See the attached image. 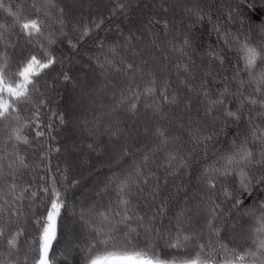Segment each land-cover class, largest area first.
<instances>
[{
  "label": "snow or ice",
  "instance_id": "6c2138e0",
  "mask_svg": "<svg viewBox=\"0 0 264 264\" xmlns=\"http://www.w3.org/2000/svg\"><path fill=\"white\" fill-rule=\"evenodd\" d=\"M0 264H264V0H0Z\"/></svg>",
  "mask_w": 264,
  "mask_h": 264
}]
</instances>
